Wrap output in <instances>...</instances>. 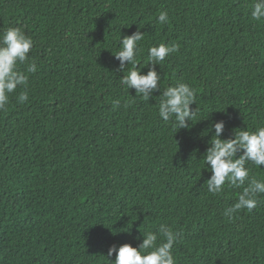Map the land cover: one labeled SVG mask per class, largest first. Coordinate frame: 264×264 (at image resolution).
<instances>
[{"label":"trees","instance_id":"trees-1","mask_svg":"<svg viewBox=\"0 0 264 264\" xmlns=\"http://www.w3.org/2000/svg\"><path fill=\"white\" fill-rule=\"evenodd\" d=\"M253 3L0 0V31L31 36L38 69L0 110V264H110V246L138 247L160 224L181 233L177 264H264V194L251 212L225 216L242 188L226 182L213 195L202 169L209 120L225 121L222 139L264 125V20ZM138 29L140 68L149 47L178 46L155 67L161 92L196 90L190 129L159 118V91L144 101L121 86L128 69L113 54ZM248 167L264 178V166Z\"/></svg>","mask_w":264,"mask_h":264},{"label":"clouds","instance_id":"clouds-1","mask_svg":"<svg viewBox=\"0 0 264 264\" xmlns=\"http://www.w3.org/2000/svg\"><path fill=\"white\" fill-rule=\"evenodd\" d=\"M251 16L258 21L264 20V0H254ZM157 22L167 24L168 12L160 11ZM143 39L144 33L139 29L131 35H120L119 47L113 56L119 61L120 72L124 73L128 69L127 74L120 78L121 86L128 90L134 89L135 96H131H139L144 101L154 98L153 93L159 91V118L164 122L173 120L176 132L179 129H190L193 119L199 114L197 107H191L196 105V90L187 83L177 82L161 92L162 75L155 67L176 52L178 46L160 43L149 47L148 63L145 66L147 72L144 73L141 69L145 67L140 68L137 63V56L142 51L139 42ZM32 47V37L26 35L20 27H8L0 31V110L9 104L10 96L17 88L27 86L28 74L37 72L36 62H29L28 54ZM130 64L132 67L128 68ZM20 65L26 67L21 70ZM27 100V92L21 91L17 102ZM119 104L120 101L116 100L113 108ZM204 119H208V116ZM224 131V120H209V126L204 130V135L211 133V138L207 141L208 147L203 154L205 167L202 169L211 175L203 184H206L207 191L213 195L220 194L226 182L234 188H242L236 201L224 211L225 216L231 217L241 210L251 212L257 206V197L264 194V178L251 176V169L248 167L249 164L260 169L264 166V125L251 130L237 128L232 131L231 137L222 139ZM141 235L142 242L138 247L128 243L118 247L110 246L107 257L115 254V259L109 260L110 264H177L174 245L181 233L170 225L160 224L156 231L145 230Z\"/></svg>","mask_w":264,"mask_h":264}]
</instances>
